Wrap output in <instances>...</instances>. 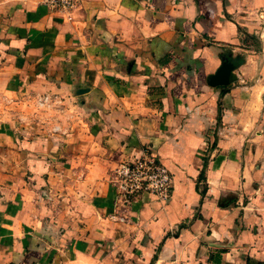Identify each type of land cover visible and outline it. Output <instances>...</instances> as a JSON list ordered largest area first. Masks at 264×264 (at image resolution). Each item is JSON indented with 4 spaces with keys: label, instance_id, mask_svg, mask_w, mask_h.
I'll return each mask as SVG.
<instances>
[{
    "label": "crops",
    "instance_id": "0c3cea01",
    "mask_svg": "<svg viewBox=\"0 0 264 264\" xmlns=\"http://www.w3.org/2000/svg\"><path fill=\"white\" fill-rule=\"evenodd\" d=\"M144 150L171 195L123 204ZM0 264H264V0H0Z\"/></svg>",
    "mask_w": 264,
    "mask_h": 264
},
{
    "label": "built area",
    "instance_id": "2783aa9c",
    "mask_svg": "<svg viewBox=\"0 0 264 264\" xmlns=\"http://www.w3.org/2000/svg\"><path fill=\"white\" fill-rule=\"evenodd\" d=\"M82 0H43L51 10L66 19ZM113 183L123 204L132 197L152 195L160 200H167L173 187V176L167 166L155 152L144 150L131 159L120 162L113 170Z\"/></svg>",
    "mask_w": 264,
    "mask_h": 264
},
{
    "label": "rangeland",
    "instance_id": "374dc122",
    "mask_svg": "<svg viewBox=\"0 0 264 264\" xmlns=\"http://www.w3.org/2000/svg\"><path fill=\"white\" fill-rule=\"evenodd\" d=\"M50 103L47 104L46 95L42 96H34L30 98V96L24 97L23 100V112H22V121L24 126L29 127H42L47 123H51L50 120L54 119V114L50 113L48 109L50 108ZM56 113H59L57 111ZM55 124V123H54Z\"/></svg>",
    "mask_w": 264,
    "mask_h": 264
},
{
    "label": "water",
    "instance_id": "95a60500",
    "mask_svg": "<svg viewBox=\"0 0 264 264\" xmlns=\"http://www.w3.org/2000/svg\"><path fill=\"white\" fill-rule=\"evenodd\" d=\"M239 61L223 60L216 71L208 78V84L212 86L228 84L232 78V70Z\"/></svg>",
    "mask_w": 264,
    "mask_h": 264
}]
</instances>
